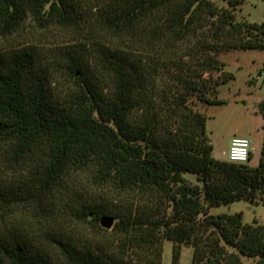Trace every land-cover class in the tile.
I'll return each mask as SVG.
<instances>
[{
    "label": "trees",
    "instance_id": "16d2710c",
    "mask_svg": "<svg viewBox=\"0 0 264 264\" xmlns=\"http://www.w3.org/2000/svg\"><path fill=\"white\" fill-rule=\"evenodd\" d=\"M243 2L0 0V264H162L166 240L175 261L193 246V264H264V223L210 212L264 204V142L257 166L216 158L199 108L235 77L221 52L264 49V20L232 10ZM29 20L68 41L3 45ZM61 207L101 229L114 214L118 246L80 244Z\"/></svg>",
    "mask_w": 264,
    "mask_h": 264
},
{
    "label": "rangeland",
    "instance_id": "374dc122",
    "mask_svg": "<svg viewBox=\"0 0 264 264\" xmlns=\"http://www.w3.org/2000/svg\"><path fill=\"white\" fill-rule=\"evenodd\" d=\"M214 1L222 7L230 8L228 0ZM232 10L238 21L260 23L264 20V0H244L242 4ZM67 37L68 35L65 36L58 30L37 28L34 22L29 20L17 37L12 40L4 39L2 43L10 47L14 42L32 40L36 43L38 50L45 55L55 46L65 44L68 41ZM220 58L225 63L224 71L233 73L235 77L218 88L217 97L223 100V103L199 106L200 110L208 117L207 128L214 146V156L225 159L223 152L228 150L232 137L245 136L250 138L252 143V153L248 163L251 166H257L260 162L264 142V115L261 112L264 106V49L225 50L220 53ZM52 64L58 78L57 91L59 94H63L71 84L70 76L65 68V60L57 58L53 60ZM186 177L193 182H198L196 175L186 174ZM121 204L114 200L110 206L116 211ZM210 212L213 214L242 212L244 223H254L255 221L264 223V204H253L246 200L212 207ZM109 215L115 217L114 214ZM68 218L66 209L59 208L58 220L63 223V227L66 229L63 231L74 234L80 244L118 246L120 237H122V234L114 231L118 218L115 217L111 228H106L101 222L103 229L95 227L91 222L75 224L70 221L68 223L65 220ZM174 245L172 241H164L162 264H193L194 247L182 246L180 256L175 261ZM241 260L242 264H256L258 258L241 256Z\"/></svg>",
    "mask_w": 264,
    "mask_h": 264
},
{
    "label": "built area",
    "instance_id": "2783aa9c",
    "mask_svg": "<svg viewBox=\"0 0 264 264\" xmlns=\"http://www.w3.org/2000/svg\"><path fill=\"white\" fill-rule=\"evenodd\" d=\"M252 143L250 138L245 136H234L230 141L228 150L223 152L225 159L231 162L246 163L250 160Z\"/></svg>",
    "mask_w": 264,
    "mask_h": 264
},
{
    "label": "water",
    "instance_id": "95a60500",
    "mask_svg": "<svg viewBox=\"0 0 264 264\" xmlns=\"http://www.w3.org/2000/svg\"><path fill=\"white\" fill-rule=\"evenodd\" d=\"M101 222L106 228H111L115 222V217L114 216H103L101 219Z\"/></svg>",
    "mask_w": 264,
    "mask_h": 264
}]
</instances>
